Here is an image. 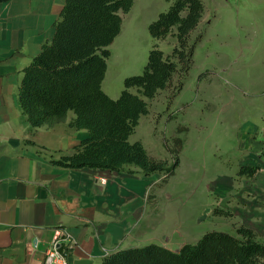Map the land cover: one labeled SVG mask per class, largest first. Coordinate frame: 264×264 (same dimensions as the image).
I'll use <instances>...</instances> for the list:
<instances>
[{
    "label": "rangeland",
    "instance_id": "rangeland-1",
    "mask_svg": "<svg viewBox=\"0 0 264 264\" xmlns=\"http://www.w3.org/2000/svg\"><path fill=\"white\" fill-rule=\"evenodd\" d=\"M217 1L219 6L208 5L213 15L191 71L176 74L170 87L148 100L150 113L133 135L152 158L169 166L179 159L175 174L168 179L161 174L158 183L166 204L160 216L164 236L181 224L177 246L196 243L209 231L238 235L241 226L254 230L264 244V0ZM174 2L135 0L132 12L120 13L123 30L109 47L103 83L114 99L126 77L143 73L155 44L172 54L174 34L153 39L149 25ZM134 13L139 24L131 33ZM200 34H191L190 43ZM181 82L183 88L176 90ZM243 166L260 170L254 177L241 176Z\"/></svg>",
    "mask_w": 264,
    "mask_h": 264
},
{
    "label": "crops",
    "instance_id": "crops-1",
    "mask_svg": "<svg viewBox=\"0 0 264 264\" xmlns=\"http://www.w3.org/2000/svg\"><path fill=\"white\" fill-rule=\"evenodd\" d=\"M202 1V19L191 32L193 37L201 31L193 41L194 62L213 15L208 5L219 6L217 0ZM64 5L65 0L0 3V264H45L58 230L72 241L67 264H100L114 252L149 243L178 251L183 246H177L181 224L166 237L160 218L166 207L158 186L161 174L56 166L52 160L71 154L90 136L88 130L72 127L73 111L60 122L33 130L23 114V71L53 38ZM134 14L128 22L131 33L139 24ZM131 141L140 140L132 136Z\"/></svg>",
    "mask_w": 264,
    "mask_h": 264
},
{
    "label": "trees",
    "instance_id": "trees-1",
    "mask_svg": "<svg viewBox=\"0 0 264 264\" xmlns=\"http://www.w3.org/2000/svg\"><path fill=\"white\" fill-rule=\"evenodd\" d=\"M134 2L65 0L53 38L23 71L19 99L32 130L60 122L73 111L72 127L90 134L71 154L53 159L56 166L131 174L140 170L146 176L165 174L167 179L175 174L179 159L169 166L167 161L152 158L144 144L132 142L131 137L142 116L150 113L148 100L170 87L176 74L188 75L192 69L196 43H190V35L202 19L204 4L202 0H176L150 23L153 39L164 40L173 33L177 45L166 55L155 44L143 73L126 77L121 95L114 99L103 89L109 47L122 30L120 13H129ZM182 88L181 82L176 90ZM259 170V166H243L239 175L254 177ZM237 233L239 237L209 231L178 251L156 243L125 248L100 264H264V244L254 230L241 226Z\"/></svg>",
    "mask_w": 264,
    "mask_h": 264
},
{
    "label": "built area",
    "instance_id": "built-area-1",
    "mask_svg": "<svg viewBox=\"0 0 264 264\" xmlns=\"http://www.w3.org/2000/svg\"><path fill=\"white\" fill-rule=\"evenodd\" d=\"M72 246V241L64 230H58L55 241L50 245L45 264H67L69 255L68 249Z\"/></svg>",
    "mask_w": 264,
    "mask_h": 264
}]
</instances>
